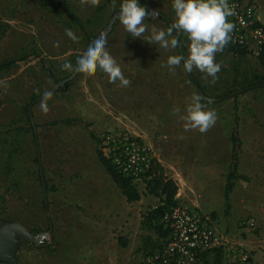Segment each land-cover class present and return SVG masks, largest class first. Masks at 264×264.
I'll use <instances>...</instances> for the list:
<instances>
[{"label": "rangeland", "instance_id": "obj_1", "mask_svg": "<svg viewBox=\"0 0 264 264\" xmlns=\"http://www.w3.org/2000/svg\"><path fill=\"white\" fill-rule=\"evenodd\" d=\"M49 1L71 11L84 30L67 14L50 12L34 0H0V61L15 59L0 72V228L13 224L27 233L15 235L13 262L0 259V264H140L161 245L162 235L142 224L143 214L158 201L143 192L139 202H127L98 160L96 147L110 157L125 145L158 162L176 182V204L208 214L234 252L242 249L247 264H256V250L248 244L264 234V87L214 99L259 74L257 56L229 42L215 54L221 67L214 83L193 69L211 98L205 108L215 111L217 119L207 132L185 130L180 116L190 98L201 95L182 64L174 70L165 66L168 56L178 55L177 48L132 38L116 18L122 0ZM243 1L253 3L264 21V0ZM144 6L149 12L145 36L153 26L169 28L160 14L175 20L172 0H147ZM66 29L78 39L69 38ZM102 32L127 86L110 82L99 68L90 73L62 68L65 62L75 65L92 37ZM177 35L187 56L190 41ZM66 119L87 127L67 125ZM234 123L239 171L247 177L236 188L234 211H251L231 226L223 189ZM90 132L98 136L97 146ZM134 182L142 191V180ZM251 217L254 228L246 225ZM212 261L210 252L197 264ZM221 264L242 263L225 250Z\"/></svg>", "mask_w": 264, "mask_h": 264}, {"label": "clouds", "instance_id": "obj_2", "mask_svg": "<svg viewBox=\"0 0 264 264\" xmlns=\"http://www.w3.org/2000/svg\"><path fill=\"white\" fill-rule=\"evenodd\" d=\"M91 2L96 4L98 0ZM172 7L175 20L171 27L165 31L153 26L147 36L144 35L147 26L143 21L149 12L140 0H122L116 18L132 38H141L148 44L158 45L163 49H175L179 46L178 39L173 38L174 31L185 34L190 41L187 56L170 55L165 66L174 70L183 62L184 71L190 73L194 68L198 69L206 74V78L212 77L214 83L221 67L215 62V54L227 45L234 27L228 20L233 13L227 0H172ZM65 33L73 41L78 39L70 29H66ZM106 39L103 32L93 36L86 50L76 58L75 65L65 62L62 68L84 73L99 68L108 75L110 82L119 80L127 86L129 81L123 76L115 58L106 50ZM201 100V96L193 95L185 113L181 114L180 119L186 122L185 130L195 129L204 133L215 124V111L207 110ZM176 111L179 112L178 109Z\"/></svg>", "mask_w": 264, "mask_h": 264}, {"label": "built area", "instance_id": "obj_3", "mask_svg": "<svg viewBox=\"0 0 264 264\" xmlns=\"http://www.w3.org/2000/svg\"><path fill=\"white\" fill-rule=\"evenodd\" d=\"M227 4L233 13L228 17L234 25L231 46L258 56L264 46V21L257 14V7L243 0H227ZM132 151L133 147L123 146L118 154L113 153V162L121 172L138 180L148 168L150 158L143 150ZM161 220L167 231L164 242L145 255L140 264H197L205 253L217 248L238 256L242 264L248 263L247 254L242 249L234 252L227 235L215 227L208 214L195 207L176 204L163 213ZM246 225L254 228L255 219L249 218Z\"/></svg>", "mask_w": 264, "mask_h": 264}, {"label": "trees", "instance_id": "obj_4", "mask_svg": "<svg viewBox=\"0 0 264 264\" xmlns=\"http://www.w3.org/2000/svg\"><path fill=\"white\" fill-rule=\"evenodd\" d=\"M34 1L42 8H47L49 9L50 12H53L55 14H61V13L67 14L70 17V19L73 21V23L78 25L79 28H81V30H84L81 22L71 11L67 9H61L59 8V6L57 7L55 4H53L49 0H34ZM146 1L147 0H141L140 3L144 5ZM159 17L160 19L164 20L168 24L169 28L171 27L172 23L164 15L160 14ZM173 38H177L179 41V46L177 47L178 55H184L182 51V47L180 45V38L175 31L173 32ZM238 49L240 50V48ZM257 58L261 66V72L259 74H254L249 80L242 83L237 90L216 96L214 101H223L227 98L235 97L236 95L240 93H245L249 90H254L257 88L264 87V46L260 49V52ZM14 64H15V59L1 60L0 61V72L10 69ZM181 64L183 66V62H181ZM186 74L189 80L191 81V83L196 87L197 91L200 93L202 97L201 103L204 104L205 106L206 104L209 103V100L211 101V98L207 96L202 85L195 78L193 72H190V73L186 72ZM28 119H29V116H28ZM63 123L67 125L78 124V125L87 127L86 124L80 122L79 120H75V119H66L63 121ZM33 136L36 139L35 133H33ZM90 137L97 146L99 143L98 136L94 134L93 132H90ZM230 142H231L230 160H229L228 170H227L226 177H225V185L223 189L225 211L229 207V203H228L229 194L231 193L234 187L235 181L237 180L246 181L247 180L246 176L238 173L240 138H239L236 123H234L232 132L230 134ZM118 153L119 152L117 150V154ZM96 154H97L100 164L104 167V169L110 176L114 185L120 190L125 200L129 203L138 202L141 199V193L137 189L133 176L124 174L123 172H121L119 168H117V166L113 162V154L110 157L106 156L102 152V150L98 147H96ZM36 162L38 163V158H36ZM139 179H141L144 184L145 193L149 196L154 197L158 201L157 205H155L154 207L148 208L147 211L143 214L142 224L143 226L151 228L152 230H155L157 233H160V235H162V237L165 238L167 235V231L164 229L161 218H162L163 213L166 210L176 205V199H175V195L177 193L176 182L170 177H168L165 174L163 167L153 159L149 160L148 168L139 175ZM147 241L150 242L151 241L150 238H148ZM120 243L122 245H125V242L121 241ZM158 247L159 245H155L150 250L149 253L153 252ZM210 252L213 253V261L211 264H221L222 257H223V251L220 248H217V249L211 250ZM208 253H205L201 257L203 261L206 260V256Z\"/></svg>", "mask_w": 264, "mask_h": 264}, {"label": "crops", "instance_id": "obj_5", "mask_svg": "<svg viewBox=\"0 0 264 264\" xmlns=\"http://www.w3.org/2000/svg\"><path fill=\"white\" fill-rule=\"evenodd\" d=\"M238 173H240L239 166H238ZM241 181L242 180L235 181L234 187H233L231 193L229 194V201H228V203H229V205H231V210H229V213L231 214V218H232V221H233V223H231V226L234 225L239 218L247 216V214L249 213V211H251L250 209H247V210L245 209V210L240 211V213H238V214L234 211V207H235L234 204L238 200L236 188H237V186L240 185L239 183ZM139 192L141 193V197H142L143 196L142 193L143 192L145 193L144 184H143L142 191H139ZM244 197L247 198V196H244ZM252 213H257V211H255V210L253 211L252 210ZM256 224H257V221H256ZM248 245H249V247L252 250H256V253L254 254V259L256 261V264H264V251H263L264 250V234L262 236V240H260V241L258 240V241L255 242V241H253L251 239V241H250V243ZM259 249L262 250L263 252H260Z\"/></svg>", "mask_w": 264, "mask_h": 264}, {"label": "water", "instance_id": "obj_6", "mask_svg": "<svg viewBox=\"0 0 264 264\" xmlns=\"http://www.w3.org/2000/svg\"><path fill=\"white\" fill-rule=\"evenodd\" d=\"M113 22L109 23V26ZM20 233L22 235H27L25 230L17 225H7L0 228V259L13 262V251L15 247V235Z\"/></svg>", "mask_w": 264, "mask_h": 264}]
</instances>
